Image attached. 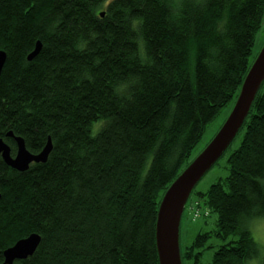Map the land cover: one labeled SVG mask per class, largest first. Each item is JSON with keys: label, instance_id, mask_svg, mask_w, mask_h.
Instances as JSON below:
<instances>
[{"label": "trees", "instance_id": "obj_1", "mask_svg": "<svg viewBox=\"0 0 264 264\" xmlns=\"http://www.w3.org/2000/svg\"><path fill=\"white\" fill-rule=\"evenodd\" d=\"M263 11L264 0H0V138L12 155L9 131L33 154L51 141L23 172L0 159V263L36 233L13 264H158L161 196L237 95ZM240 131L227 175L196 191L215 228L180 244L182 264H204L212 235L232 238L206 264L258 257L248 225L264 218V81Z\"/></svg>", "mask_w": 264, "mask_h": 264}, {"label": "water", "instance_id": "obj_2", "mask_svg": "<svg viewBox=\"0 0 264 264\" xmlns=\"http://www.w3.org/2000/svg\"><path fill=\"white\" fill-rule=\"evenodd\" d=\"M40 46V42L36 41L33 50L26 58L28 60L33 58ZM5 60L6 53L0 50V73ZM263 81L264 41L246 71L227 118L208 144L171 181L161 196L154 223L158 264H182L179 231L185 203L199 180L218 161L237 135ZM5 137L14 140L15 152L12 155L8 143L0 138V159L20 172L25 171L30 163L44 162L51 150L50 138L38 153L33 154L26 149L21 137L15 136L10 131ZM39 242L40 236L36 233L18 239L3 251V261L0 264H13L14 261L26 259L34 253Z\"/></svg>", "mask_w": 264, "mask_h": 264}, {"label": "rangeland", "instance_id": "obj_3", "mask_svg": "<svg viewBox=\"0 0 264 264\" xmlns=\"http://www.w3.org/2000/svg\"><path fill=\"white\" fill-rule=\"evenodd\" d=\"M264 41V11L261 18L260 27L255 34L254 44L251 49V58L255 57L258 53L262 43ZM235 95L233 99L219 112V114L206 125L201 137L191 150L190 159L192 160L198 153L208 144L218 129L221 127L225 119L227 118L230 110L236 99ZM242 131H240L229 147L225 150L223 155L199 180L196 186L187 199L183 208L180 229L179 240L182 247L188 245L197 232L209 231L212 232L215 228L214 221L216 214L209 212L206 206L203 204V198L198 196L196 191L204 192L209 185L218 179L224 178L227 175V163L226 159L233 149L237 147L241 138ZM210 213V214H209ZM248 229L259 249L258 257L249 260L246 264H264V218H256L251 220L248 225ZM232 236H229L225 240H221L215 236H211L207 240L205 245L207 248L203 249L201 255V262L206 264L211 261L214 250L222 243L230 240ZM189 264V263H185Z\"/></svg>", "mask_w": 264, "mask_h": 264}]
</instances>
